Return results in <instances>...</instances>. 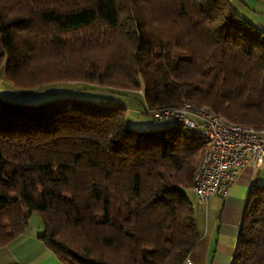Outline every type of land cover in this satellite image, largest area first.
Listing matches in <instances>:
<instances>
[{"label": "trees", "instance_id": "trees-1", "mask_svg": "<svg viewBox=\"0 0 264 264\" xmlns=\"http://www.w3.org/2000/svg\"><path fill=\"white\" fill-rule=\"evenodd\" d=\"M67 52L78 67L63 68ZM56 54L55 76L19 86V69ZM1 68L17 92L71 82L88 96L0 94V247L37 213L61 264H185L199 240L188 192L206 143L178 124L130 127L119 97L264 126V31L230 0H0ZM230 264H264V184L248 190Z\"/></svg>", "mask_w": 264, "mask_h": 264}, {"label": "built area", "instance_id": "built-area-1", "mask_svg": "<svg viewBox=\"0 0 264 264\" xmlns=\"http://www.w3.org/2000/svg\"><path fill=\"white\" fill-rule=\"evenodd\" d=\"M149 113L155 121L178 124L206 143L193 180L198 203L207 204L214 195L225 198L247 166L264 168V126L229 122L210 108L188 102Z\"/></svg>", "mask_w": 264, "mask_h": 264}, {"label": "crops", "instance_id": "crops-1", "mask_svg": "<svg viewBox=\"0 0 264 264\" xmlns=\"http://www.w3.org/2000/svg\"><path fill=\"white\" fill-rule=\"evenodd\" d=\"M230 1L244 19L264 31V22L255 20L249 14L251 11L256 12L257 5L250 7L246 0ZM254 183L264 184V168L255 169L249 165L240 172L225 198L214 195L207 204L194 202L199 240L188 254L185 264H230L242 210L248 190ZM16 239L0 247V264H24L36 254L47 253V248L38 239L41 245H36L35 249L19 257V247L14 249L15 246L11 245ZM54 257L52 263L61 264L55 255Z\"/></svg>", "mask_w": 264, "mask_h": 264}, {"label": "rangeland", "instance_id": "rangeland-1", "mask_svg": "<svg viewBox=\"0 0 264 264\" xmlns=\"http://www.w3.org/2000/svg\"><path fill=\"white\" fill-rule=\"evenodd\" d=\"M250 7L256 6V12L251 11L249 14L255 20H260L264 22V0H246ZM93 49L91 50V52ZM68 53V52H67ZM95 58H101L102 62H104L107 58L104 53L95 52ZM103 55V56H102ZM64 56L62 57V59ZM66 63L64 64L63 68H67L68 65H71L72 69L78 67L81 61V55L76 53H68L66 56ZM60 57L56 54L53 57H43V58H36L31 59L32 62L28 63L25 67L18 71L17 77L19 79V86H32L31 83L35 82L38 79H46L51 78L52 76L56 75L55 65L53 64L54 60H58ZM30 60V61H31ZM67 65V66H66ZM65 68V69H66ZM63 80V79H62ZM58 80V81H62ZM68 81V80H67ZM47 83H53L52 81ZM56 83V81H55ZM45 84V83H44ZM17 85L8 80L6 75L4 74V69H0V94L8 99L15 100V101H23V102H35L38 100L46 99L49 97L55 96H79L82 98L88 97L87 95L79 92H74L72 89L78 88L81 84L79 83H71V82H62L56 84H48L42 87L37 88L38 90H33L35 93L31 92H17L12 88V86L17 87ZM37 87V86H36ZM97 90L93 92L96 93ZM101 96L108 95L105 92L99 91L97 92ZM96 93V94H97ZM94 94L90 99H94L97 101H101L98 95ZM116 98V97H115ZM121 102H126V114H125V121L126 124L135 129H147V128H158L162 125V123L154 121L153 118L149 115L150 113H144V103L142 97L140 96V92L137 90L130 91L126 97H119ZM119 98H117L119 100ZM119 102V101H118ZM151 112V111H149ZM188 198L192 202H196V195L194 190H190L188 192ZM43 231V223L41 217L37 213H32L28 218V226L22 236L11 244L18 248L17 255L19 257H23L27 251L30 252L31 250L35 249V246L40 244L41 242L38 240V235L41 234ZM47 253L44 254H36L32 258H30L27 263L24 264H53V259H55L54 254L46 250Z\"/></svg>", "mask_w": 264, "mask_h": 264}]
</instances>
